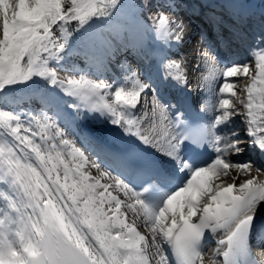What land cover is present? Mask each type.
Here are the masks:
<instances>
[{"label": "snow or ice", "instance_id": "snow-or-ice-1", "mask_svg": "<svg viewBox=\"0 0 264 264\" xmlns=\"http://www.w3.org/2000/svg\"><path fill=\"white\" fill-rule=\"evenodd\" d=\"M152 6V0H0V264H204V242L213 236L210 264H264L252 250L254 236L264 243L258 216L264 167L229 158L247 149L264 158V31L249 48L255 74L249 61L218 66L214 53L201 52L209 95L201 112L213 114L207 122L191 112L185 119L184 112L170 113L176 105L160 95L170 80L187 84L182 61L167 56L185 28L162 12L145 18ZM130 54L154 59L162 71L157 84L141 79ZM114 62L123 79L106 83L99 77ZM58 71L70 74L61 79ZM238 77L248 78L240 89L245 96L238 95ZM49 85L56 91H44ZM149 91L150 110L137 116ZM33 96L55 106L57 117L61 103L77 114L98 113L163 159L139 146L116 147L111 156L119 169L112 175L91 163L46 111L21 107ZM237 115L246 125L243 137L221 131ZM128 212L143 218L150 241Z\"/></svg>", "mask_w": 264, "mask_h": 264}, {"label": "bare ground", "instance_id": "bare-ground-1", "mask_svg": "<svg viewBox=\"0 0 264 264\" xmlns=\"http://www.w3.org/2000/svg\"><path fill=\"white\" fill-rule=\"evenodd\" d=\"M186 1V0H184ZM195 5V9H193L192 14L198 18V19H205V24L207 25V29L203 31L205 40L209 43L215 46V49H222L220 45H222L225 49H227V52L224 50L225 53H228L229 55H235L237 52L239 53L237 58H234L232 62H243L245 58H249V48L252 45V39L255 35L260 34L261 28H264V20L262 21L263 23L260 24V19L257 17L251 16L248 20L245 18V15H250L248 13V6L249 4L246 3L244 11L241 9L239 10V14H233L232 17L233 19L230 20L231 15L228 14L225 11H221L219 13H215V16L218 18L220 21L221 25L226 29V32L223 34L226 38L227 41L222 43L220 40V35L216 34L214 31L211 23H210V18L208 15V6L210 5L209 2L211 0H192ZM234 22V23H233ZM184 25V24H183ZM202 29L201 27L198 26L191 34L184 33V39L179 45L173 44L170 46V51L172 52V57L173 59L177 61H182V67L185 70L186 76H187V84L182 85V84H176L173 81L168 82V86L165 87L164 89L171 90L172 92L175 93L176 98H179V94L182 93V89L184 87H187L188 89H192L195 86L200 87L203 85L202 77L203 75L207 74L206 69L203 67L202 61H199V57L201 55V45L198 44V42L195 44V40L191 37L193 33H196ZM246 36V39H243L241 37ZM208 40H207V39ZM198 41H201L202 39L198 38ZM223 50V49H222ZM133 55L134 58L137 61H140L142 64H145L149 59L152 61L151 67L149 68V75L147 78L150 76L151 83L153 85L158 83V75L162 74V71L160 70L159 74L153 71V66L154 65V59L151 56L147 57H142V56H136L135 54H130L129 56ZM231 57V56H230ZM198 62L200 63V67L198 68ZM142 65V69H143ZM115 67L118 70L119 74V79H123L124 73L121 71L119 68L118 64L115 65ZM148 68V67H147ZM222 83V80L217 78V80L214 83V86L218 87V85ZM163 89V90H164ZM185 96V94H183ZM143 98V96H142ZM140 101V105L138 106V109L136 110V115L141 116L143 115L145 110H148L146 105L143 106V101ZM168 98H173L171 95H168ZM218 98V94H217ZM215 100V99H214ZM38 102V100H36ZM33 103H27L24 102L21 107L27 108L29 110H33ZM60 108L62 112L65 111L66 108H64L63 103L60 104ZM75 111V110H74ZM178 110L174 112V114L177 113ZM180 111V110H179ZM61 112V123L64 125H71V121L77 120L81 123H77L79 126V129H81V134L85 138L84 140V145L87 150L94 151L96 154V157L101 160L102 164L111 169L113 167V164L108 160L114 161L111 152L109 150V141L113 145L123 146V147H134V146H139L140 148L144 149V151L148 152L152 156H155L157 158L163 159L162 157H159V154L156 152L155 149L149 148L147 145H142L140 144V141L132 136H128V134L119 126L113 125L110 122L106 121V118L103 116H100L98 113H88L85 115L83 111H81L78 115H75L74 117L69 113V118H72L71 121H68L66 117L62 115ZM210 110H208V113ZM32 113V112H31ZM141 114V115H140ZM213 114V113H211ZM239 119V117H237ZM235 118V119H237ZM88 120V122H86ZM203 122H207L205 118H203ZM235 124L234 121L231 122V124L227 128L221 129V131H230V126L232 124ZM101 128V129H100ZM70 130L74 131V128L71 127L69 128ZM100 141H103L105 143H101ZM245 156V155H244ZM242 156V157H244ZM229 158L231 160H240L241 157H237L235 155H229ZM115 164L118 165L116 161H114ZM256 164L260 165L261 167H264L263 161L260 159L258 161H254ZM110 166V167H109ZM101 167V166H100ZM102 169V167H101ZM91 173L93 175H98L96 170L94 168H90ZM112 170V169H111ZM94 172V173H93ZM253 174L255 172L253 171ZM237 173L235 170H230V176H236ZM225 178V177H224ZM241 179L246 178L241 176ZM225 182H231L230 180H224ZM110 181L105 180L104 183H109ZM239 182V180L237 181ZM122 197V193H117ZM128 219L129 221L135 220L137 227L141 225V220L137 219L132 213L128 214ZM141 227V226H140ZM216 237H210L206 238L204 242V264H210L211 260L214 258L213 257V252L216 249ZM216 259H221V258H216Z\"/></svg>", "mask_w": 264, "mask_h": 264}, {"label": "rangeland", "instance_id": "rangeland-1", "mask_svg": "<svg viewBox=\"0 0 264 264\" xmlns=\"http://www.w3.org/2000/svg\"><path fill=\"white\" fill-rule=\"evenodd\" d=\"M176 1L177 0H152L153 6H152L151 10H145L144 13H143V16L145 18H147V17H151V16L155 15L157 12H162L163 14L167 15L170 19H176V20L182 22L184 24L185 32L188 33V34H191L196 28H198V26L201 27V28H203L204 25L207 26L204 23L205 22V19L201 20V19L196 18L192 14V12H189L191 10H189L188 13H187L186 11L178 8V4H175ZM230 1L232 2L233 0H230ZM248 1L249 2H252V4L256 5L255 7H257V9L259 11L264 10V0H262V1L261 0H241L242 3L243 2H247L249 4ZM125 2L126 3H130L129 1L128 2L125 1ZM135 2L136 3H139L140 0H135ZM250 7H251V5L249 4V8ZM146 22L150 23V21H147V20H146ZM217 30H218V28H217ZM54 31H57V30L54 29ZM198 32H200V31H198ZM57 34H59L58 31H57ZM221 34L223 35L224 33H221ZM202 35L204 36L203 33H202ZM191 37L195 41H197V39L199 38L197 36V34H195V33H193ZM196 43L197 42H195V44ZM204 49L205 48L202 49V47H201V50L202 51H204ZM167 56L170 59H173L172 52L170 51V48L167 51ZM122 58H124V57H120L119 59L120 60H123ZM129 60H130V62H128ZM244 61L251 62L250 63L251 72H252V74H255V62H254V59H253V55L249 54V58L248 57L245 58ZM127 62L130 63V65H131V67L133 69H136L137 71H139L138 73L140 74V77H141L142 80H144L145 82H150L148 80V78H147V76L149 75V68L151 66L150 64L152 63V61L150 59L145 64H142L141 62L137 61L134 58L133 55H131V56L128 55ZM77 64H78L79 68L85 70V73L84 74H88L89 73V70L87 69V66L82 61H77ZM115 65H117L116 62H114L109 67L107 73L104 76H101L99 78L100 79H105V82L106 83H114L120 77L119 74H118V70L115 67ZM142 65H144L143 66V69H142ZM69 74L70 73L63 72V71H58V75H59V77L61 79L65 78ZM72 74L75 75V73H72ZM92 78L93 79H97V77L95 75H92ZM234 79H236L238 81V83H237V92H238V95L245 96L246 94L243 93V92H241L240 89L243 88L246 83H248V78L247 77H238V78H234ZM19 87L22 88V86H19ZM197 89H199V88H197ZM44 91H52V92H55L56 90L54 88H52V86L49 85L47 89H44ZM17 94L18 95H24V92L23 91H20ZM160 95H161L163 101L165 100V102H171L170 99H166V98H168V95H171L173 97V92L171 90L164 89V90H162L160 92ZM152 98H153V93L151 91H149L147 93V95L146 96H143V98H142L143 106L146 105V107H147L148 110H150V104H151ZM33 99H34V101H36V100L39 101L40 100L38 96H33ZM68 99L69 98L66 97V96L65 97H61V100L62 101H67ZM24 102H27V100L24 101ZM39 103L40 104L37 105V106H35V108L33 106V110L31 111L32 113H35V114L38 115L41 112V110L47 111L46 109H44L42 107V102H39ZM171 103L174 104L173 102H171ZM236 107L241 108L240 105H236ZM241 110H243V109L241 108ZM48 111L49 112L47 113V115L49 117H52L55 120V122L58 123L61 128H63V130L66 133V138H68V139H70L72 141H75L77 143V146L83 147L84 150H85V154L88 156L89 161L91 163L99 164L102 167V170H106L105 165H103L102 162H101V160H99L96 157L95 152L94 151L87 150L85 148V145H86V144L84 145L85 138L81 134V129H79V126L77 124V123H81L82 124V122H79L77 120L71 121L72 118H69V113H71V115L73 117L75 115H78V114L73 109H70V108H66L65 111L62 112V115L64 114L63 116L66 117L68 119V121H71L70 124L72 125V128H74V131H72V130L69 129L71 127V125H64V124H62L60 117H57L55 115V112L57 111V109H56L55 106L50 107ZM211 116H209V119L211 118ZM237 117H239V119ZM235 118H237V119H235ZM233 121L235 122V124L234 123L233 124L236 125L233 129H235V131L238 132L241 137H243L244 134H245V128H246V125L242 122L243 121V117L237 115V116H235L233 118ZM86 122H88V120H86ZM75 134H77V135L75 136ZM92 156H95L98 161L96 162V159L94 157H92ZM242 156H244V157H242ZM237 157H241V159L239 161L238 160H232V161H235V162H243V161H246V160H249V159H251L252 161H258L260 159L261 160L263 159L262 161H264V158H261L259 156L258 151H254L252 149H247L243 153V155H240V156H237ZM263 164H264V162H263ZM89 171H91L90 168H89ZM112 175H114V174L112 173ZM221 179H223V180H230V179L224 178V177H222ZM102 182H104V181H102ZM123 198L124 197L122 195L121 199H123ZM129 213H131V212H128V214ZM137 219H140L141 220V225H140L141 227L138 226V230L143 235H145L146 237H149V241H150V239H151L150 230L148 229V227L145 226V224L143 222V218L140 217V218H137Z\"/></svg>", "mask_w": 264, "mask_h": 264}, {"label": "trees", "instance_id": "trees-1", "mask_svg": "<svg viewBox=\"0 0 264 264\" xmlns=\"http://www.w3.org/2000/svg\"><path fill=\"white\" fill-rule=\"evenodd\" d=\"M125 1H129V4H134L136 3L135 0H125ZM75 28V22H72V24L69 25V30L71 31V29ZM74 34V33H73Z\"/></svg>", "mask_w": 264, "mask_h": 264}, {"label": "water", "instance_id": "water-1", "mask_svg": "<svg viewBox=\"0 0 264 264\" xmlns=\"http://www.w3.org/2000/svg\"><path fill=\"white\" fill-rule=\"evenodd\" d=\"M258 216L260 219H264V209H262L260 212H258ZM260 222V220L257 221V223Z\"/></svg>", "mask_w": 264, "mask_h": 264}]
</instances>
